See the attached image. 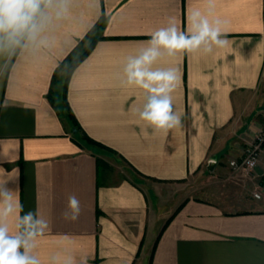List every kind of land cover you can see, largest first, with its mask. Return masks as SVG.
Returning a JSON list of instances; mask_svg holds the SVG:
<instances>
[{"label": "crops", "instance_id": "obj_1", "mask_svg": "<svg viewBox=\"0 0 264 264\" xmlns=\"http://www.w3.org/2000/svg\"><path fill=\"white\" fill-rule=\"evenodd\" d=\"M194 8L222 21L228 45L153 65L175 69L181 117L155 130L137 113L145 90L122 82L123 67L170 20L190 30ZM102 13L103 37L73 69L66 99L80 129L118 161L78 144L47 97L54 70ZM36 22L33 38L0 33V168L12 174L21 215L49 222L35 249L41 264L54 254L77 264H264V201L242 186L256 178L264 197V146L252 177L228 163L264 125V0H42ZM199 171L230 172L237 188L197 197L182 183ZM73 194L75 221L63 216Z\"/></svg>", "mask_w": 264, "mask_h": 264}, {"label": "clouds", "instance_id": "obj_2", "mask_svg": "<svg viewBox=\"0 0 264 264\" xmlns=\"http://www.w3.org/2000/svg\"><path fill=\"white\" fill-rule=\"evenodd\" d=\"M42 0H0V33L10 40L22 34L33 38L39 31L36 18L40 13ZM211 4L212 0H208ZM191 29L180 30L174 20L168 25L150 33L146 46L137 54L129 56L123 67L127 85H135L145 90L142 108L137 109L140 119L148 122L155 130L167 132L181 126V117L173 110L171 93L177 80L174 68H154L163 56H174L178 51L193 53L213 52L215 47L228 45L227 33L223 31L219 19L210 20L209 15L199 8L190 14ZM213 163L215 161H212ZM249 168L254 164L246 161ZM235 166L234 161L231 162ZM12 174L0 168V264H41L35 253L37 239L49 229V222L38 211L23 212V205L13 190L7 187ZM260 199L258 193H253ZM80 201L73 194L68 196L63 213L66 220L75 221L80 214ZM48 264H77L70 255L54 254ZM79 264H86L80 261Z\"/></svg>", "mask_w": 264, "mask_h": 264}, {"label": "trees", "instance_id": "obj_3", "mask_svg": "<svg viewBox=\"0 0 264 264\" xmlns=\"http://www.w3.org/2000/svg\"><path fill=\"white\" fill-rule=\"evenodd\" d=\"M107 18L102 13L98 20L92 25L87 33L76 43L64 59L58 64L53 72L47 97L56 112L63 118L69 120L75 130L74 135H78L75 140L78 144L90 148L96 153H115L114 150L104 144L95 141L86 135L73 115L66 99V89L69 77L75 66L91 51L97 40L102 38V30Z\"/></svg>", "mask_w": 264, "mask_h": 264}, {"label": "rangeland", "instance_id": "obj_4", "mask_svg": "<svg viewBox=\"0 0 264 264\" xmlns=\"http://www.w3.org/2000/svg\"><path fill=\"white\" fill-rule=\"evenodd\" d=\"M246 147H247V145L244 146L243 151H245ZM107 155L110 156L111 158L116 159V157L113 154H111L110 152H107ZM121 165L123 167H125L124 163ZM244 173L252 177L253 176V169L249 172L244 171ZM230 175L231 174L229 172V174H226V175H216V176L214 175V177H212V176L210 177L209 174H206L202 171H199L198 173H196V175L189 176L188 179H186V181H184L182 184L184 186L185 191H188L190 188L193 192V190L196 189L197 192L195 195L197 197L212 199L211 197L216 196L215 193H218V194H221L222 192L223 193L224 192L229 193V192L236 190L237 187H235L233 180H231L234 178ZM244 182H245V184H243L242 186L244 187V191L247 192V193H245L246 196L254 197V195H252L254 192L258 193L261 196L260 190L263 191V189L257 190L254 187V186H256L255 185L256 178L255 179H248ZM199 190L200 191L202 190V191L198 192ZM205 190L210 191V194L209 193L207 194L205 192ZM223 193H222V195H223ZM252 199H255L254 201L258 204H262L264 201V197L261 199H256V198H252Z\"/></svg>", "mask_w": 264, "mask_h": 264}, {"label": "built area", "instance_id": "obj_5", "mask_svg": "<svg viewBox=\"0 0 264 264\" xmlns=\"http://www.w3.org/2000/svg\"><path fill=\"white\" fill-rule=\"evenodd\" d=\"M264 146V125L256 133L253 140L247 145L243 155L239 158L229 160V165L231 168L236 170H243L246 172L251 171L255 168L258 163L260 152ZM234 161L235 166H232L231 162ZM246 161H250L254 164L253 167L249 168V165L246 164Z\"/></svg>", "mask_w": 264, "mask_h": 264}, {"label": "water", "instance_id": "obj_6", "mask_svg": "<svg viewBox=\"0 0 264 264\" xmlns=\"http://www.w3.org/2000/svg\"><path fill=\"white\" fill-rule=\"evenodd\" d=\"M212 161H215L214 163ZM215 163H216V159H209L208 160V165H207V169L212 171L214 166H215Z\"/></svg>", "mask_w": 264, "mask_h": 264}]
</instances>
